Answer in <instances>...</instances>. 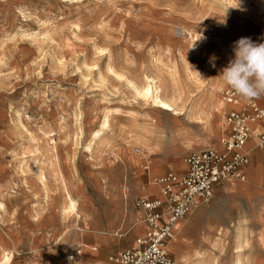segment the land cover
<instances>
[{"label":"rangeland","instance_id":"rangeland-1","mask_svg":"<svg viewBox=\"0 0 264 264\" xmlns=\"http://www.w3.org/2000/svg\"><path fill=\"white\" fill-rule=\"evenodd\" d=\"M261 4L0 0V253L13 254L8 264H64L87 233L106 234L116 247V229L108 226L130 181L140 189L147 173L158 179L189 154L217 149L227 88L217 65L226 67L233 49L218 35L242 32L248 20L258 24ZM211 28L217 39L191 48ZM149 77L162 82L165 97L175 90L183 115L135 95L133 87H145ZM65 189L79 201V219L61 215ZM202 207L186 220L196 221ZM226 230L191 241L182 264H231L235 224ZM244 234L242 264L252 249L246 225ZM175 236L174 229L171 252ZM117 238L123 247L125 233Z\"/></svg>","mask_w":264,"mask_h":264},{"label":"crops","instance_id":"crops-1","mask_svg":"<svg viewBox=\"0 0 264 264\" xmlns=\"http://www.w3.org/2000/svg\"><path fill=\"white\" fill-rule=\"evenodd\" d=\"M242 25L244 26L242 32L229 35V37L225 34L218 35L219 40L222 43H227L229 38V44L232 46L241 37H251L257 43L264 42V23H259L258 21L257 24L248 20ZM224 36L227 38L226 41L222 40ZM229 54L232 58L233 51L231 50ZM224 67L220 62L218 63V76ZM220 83L221 87H223L224 84L221 80ZM256 104L259 108L264 109V97L256 99ZM224 105L225 107L222 109L224 110L223 117L230 111L238 109L234 106ZM223 125L225 131L217 149L210 148L218 153L223 152L222 141L229 136V129L225 123ZM253 128L264 131V123H257L253 125ZM243 154L247 158V164L242 168L244 181L228 180L222 182L214 190L213 202L211 205L204 204L203 210H201L196 221L194 220L191 223L186 220V217L177 223L179 227H174L176 233V239L173 243L175 252H171L169 248L168 252L175 264H182V258H191V241L199 240L200 236L208 238L216 236L218 232L226 235V226L231 224L234 226L240 218L246 220L244 224L248 230V240H250L252 246L251 251L246 253V264H264V146L259 147L255 140H249L243 147ZM174 169L175 172L173 174L182 176L186 172V165L185 163L184 165L178 163ZM147 174L146 182L141 185L140 189L134 188L130 181V192L127 196V201L120 205L116 221L110 222V226H108L111 227V230L116 229V247L111 246L114 240L106 234L90 235L87 233L81 239L83 244L75 249H81L84 257L83 264H113L109 261V258L116 256L120 252L135 248V241L146 232V226L143 223V212L136 208V201L141 198L148 200L159 198L158 187L153 184L156 178L150 176V172ZM191 232H193V236H191ZM118 233H125L126 242L123 247L119 244ZM230 235L232 241V232H230ZM90 245H95L98 248ZM189 264H191V261Z\"/></svg>","mask_w":264,"mask_h":264},{"label":"built area","instance_id":"built-area-1","mask_svg":"<svg viewBox=\"0 0 264 264\" xmlns=\"http://www.w3.org/2000/svg\"><path fill=\"white\" fill-rule=\"evenodd\" d=\"M259 23H264V4L258 6ZM205 39L216 40L217 31L213 28L202 32ZM200 38H195L197 41ZM204 39V40H205ZM223 41L227 38L224 36ZM224 104L237 107L224 117L229 136L222 141L223 152L206 149L190 154L184 161L186 172L182 176L168 173L155 179L159 198L138 199L136 208L143 212L146 232L135 241V248L118 253L109 258L113 264H175L170 257L168 246L173 239L175 225L185 219L194 203L212 199L214 190L228 180L244 181L242 168L247 164L243 147L249 140H255L259 147L264 146V131L253 125L264 123V109L256 104V99L245 101L232 90L222 92ZM81 249L67 254L64 264H83Z\"/></svg>","mask_w":264,"mask_h":264},{"label":"clouds","instance_id":"clouds-1","mask_svg":"<svg viewBox=\"0 0 264 264\" xmlns=\"http://www.w3.org/2000/svg\"><path fill=\"white\" fill-rule=\"evenodd\" d=\"M241 3L242 0H234L232 8H240ZM202 39L205 38L201 33L198 40ZM195 46L196 41L191 48ZM232 51V58L216 78L245 101L264 97V42L257 43L251 37H241L234 42ZM189 67L203 79L199 71L190 64ZM212 67H215L214 62Z\"/></svg>","mask_w":264,"mask_h":264},{"label":"bare ground","instance_id":"bare-ground-1","mask_svg":"<svg viewBox=\"0 0 264 264\" xmlns=\"http://www.w3.org/2000/svg\"><path fill=\"white\" fill-rule=\"evenodd\" d=\"M158 81V80H157ZM218 87L216 86L214 91H216ZM133 91L136 96L147 100L150 99L153 107L155 108H164L166 111H170L173 113V116H181L182 114V107L178 104V98L176 95V92L174 89L170 92L168 97H165L164 95V87L162 85V82H156V79L154 78H146V86L138 89L136 87H133ZM221 101L223 102L222 98ZM224 103V102H223ZM209 108V104L204 106V108L199 112V115H203L207 113V110ZM196 109V106H191L190 108V113H194L193 111ZM196 111V110H195ZM189 113V114H190ZM188 115V114H187ZM156 122V121H155ZM107 119L105 118L102 123V129L107 127ZM158 123V122H157ZM98 133H95L93 135V138H97ZM214 147L216 146L215 144ZM88 149V148H87ZM65 195H66V200H65V206L63 207L61 211V215L63 218L68 215V214H74L76 219H79L78 216V210H79V201L78 199L74 196V194L70 193L67 189L64 190ZM205 203H202L201 200H197L193 207L191 208L189 214L195 210L198 207L204 206ZM188 214V215H189ZM246 220L243 219H238L237 222L235 223V237H234V259L231 264H242L240 257L242 249L244 247V233H245V223ZM175 229V228H174ZM174 229H173V239H174ZM77 231H81L80 229L76 228ZM172 239V241H173ZM170 242V245L172 243ZM170 245H169V250H170ZM13 258V254L10 251L2 250L0 253V263L1 264H8L11 259Z\"/></svg>","mask_w":264,"mask_h":264}]
</instances>
